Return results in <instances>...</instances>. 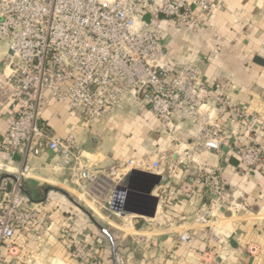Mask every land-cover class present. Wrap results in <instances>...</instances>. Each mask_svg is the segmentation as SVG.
<instances>
[{"label":"built area","instance_id":"obj_1","mask_svg":"<svg viewBox=\"0 0 264 264\" xmlns=\"http://www.w3.org/2000/svg\"><path fill=\"white\" fill-rule=\"evenodd\" d=\"M215 1L220 0H0V106L9 105L12 113L0 150L22 159L14 179L0 182V264H30L29 233L38 241L45 230L43 214L22 195L30 158L51 153L53 171L69 174L81 195L119 218L128 215L112 210L113 191L120 184L107 179L117 170L90 164L74 135L55 137L43 121L52 102L66 104L89 125L104 121L121 105L150 110L169 132L190 122L197 135L180 150L189 162L205 151L219 153L230 128L234 135L236 126L255 127L256 140L233 155L245 172H264L261 114L209 92L199 66L182 62L163 44L165 23L191 39ZM134 169L162 173L160 162L149 158L129 161L125 176ZM195 184L205 201L193 223L208 230L214 245L221 244L215 223L228 209L222 167L201 168ZM107 194L103 205L98 197ZM103 234L109 236L106 230ZM189 240L184 234L179 241ZM71 257L85 264L91 260L80 241L73 244Z\"/></svg>","mask_w":264,"mask_h":264},{"label":"crops","instance_id":"obj_2","mask_svg":"<svg viewBox=\"0 0 264 264\" xmlns=\"http://www.w3.org/2000/svg\"><path fill=\"white\" fill-rule=\"evenodd\" d=\"M202 18V30L191 39L165 23V49L182 62L194 61L209 92L250 106L264 119V0L215 1ZM11 115L9 105L0 106V141ZM42 118L55 137L74 135L90 164L119 170L108 181L125 185L123 168L142 158L160 162L163 180L156 189L160 202L155 218H119L81 195L69 174L55 173L51 153L30 158L22 195L46 221L41 239L29 233L26 241L30 264H85L71 257L76 241L88 247L91 260L86 264H264V172H245L233 155L256 140L255 127L236 126L234 135L230 128L219 153L205 151L189 162L180 150L193 141L197 128L183 122L169 132L150 110L121 105L104 121L89 125L66 104L52 102ZM205 166L222 167L228 192V209L215 223L223 240L217 245L205 227L193 223L205 201L195 178ZM21 167L19 155L0 150V182L5 177L13 180ZM109 195L98 201L105 205ZM184 234L190 237L187 243L179 241Z\"/></svg>","mask_w":264,"mask_h":264},{"label":"water","instance_id":"obj_3","mask_svg":"<svg viewBox=\"0 0 264 264\" xmlns=\"http://www.w3.org/2000/svg\"><path fill=\"white\" fill-rule=\"evenodd\" d=\"M162 180L161 175L138 169L132 170L125 185L115 187L112 210L122 215L155 218L160 202L156 189Z\"/></svg>","mask_w":264,"mask_h":264}]
</instances>
